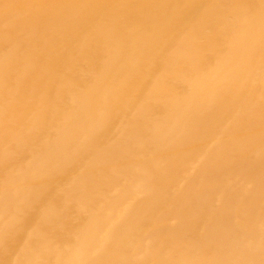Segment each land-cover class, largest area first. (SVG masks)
Masks as SVG:
<instances>
[{
	"label": "bare ground",
	"instance_id": "bare-ground-1",
	"mask_svg": "<svg viewBox=\"0 0 264 264\" xmlns=\"http://www.w3.org/2000/svg\"><path fill=\"white\" fill-rule=\"evenodd\" d=\"M0 264H264V0H0Z\"/></svg>",
	"mask_w": 264,
	"mask_h": 264
}]
</instances>
